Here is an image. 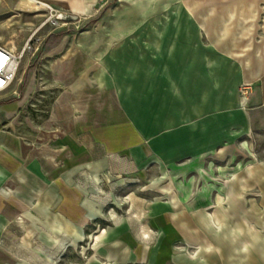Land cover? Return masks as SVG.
<instances>
[{"label":"crops","instance_id":"1","mask_svg":"<svg viewBox=\"0 0 264 264\" xmlns=\"http://www.w3.org/2000/svg\"><path fill=\"white\" fill-rule=\"evenodd\" d=\"M33 1L92 26L74 36L66 55L58 53L63 57L41 74L20 106L0 109V264H57L54 255L85 252L87 244L89 255L77 264H176L166 261L169 245L193 223L183 210H174L164 191L165 173L188 154H212L209 149L222 139L229 143L247 133L246 122L250 131L245 112L239 124L230 113L256 106L264 119V0ZM156 10L167 12L169 20L162 48L152 56L141 35L154 30L150 14ZM157 38L144 44H160ZM154 59L167 72L172 61L185 62L182 69L177 65L179 75L192 62L189 69L197 76L188 106L162 126L137 121L127 103L132 90H143L137 77L154 75ZM207 76L210 86L202 79ZM213 77L229 82L215 86ZM245 83L255 95L242 105L236 86ZM52 85L64 92L47 115L18 122L33 91ZM208 89L224 96L208 105L214 98H206ZM205 108L216 113L206 119ZM238 126L243 128L236 133ZM154 169L159 175L139 190L142 177ZM202 234L195 236L203 240ZM177 264L261 263L220 246L214 260Z\"/></svg>","mask_w":264,"mask_h":264},{"label":"rangeland","instance_id":"2","mask_svg":"<svg viewBox=\"0 0 264 264\" xmlns=\"http://www.w3.org/2000/svg\"><path fill=\"white\" fill-rule=\"evenodd\" d=\"M18 1L23 3L24 0H0V45L20 49L32 30L36 31L38 44L35 54H29L21 61L8 91V93L13 94L0 97V109L3 106L13 104L20 106L25 93L31 87L38 85L37 81L41 80L39 78L41 74L52 63L57 62V59L63 57L58 56V53L64 51V55H66L68 50L65 51V49L70 47L74 36H78L81 31L92 26L89 23H79L80 18L74 15L76 20L72 19L65 24L53 26L50 23H45L40 27L46 20V15L42 12L44 10L33 14L15 11L14 3ZM111 5L112 3L108 5V10ZM38 6L44 8V6L36 3L35 7ZM150 16L151 22H156L157 25L154 30L151 28L144 30L141 36H143L142 46L152 54L154 49L162 48V33L166 30L169 15L162 10L160 12L156 10L151 12ZM96 33L102 35L101 31L99 33L96 30ZM170 33L172 36L178 37L177 29H171ZM153 36L160 38L155 40H158L160 44L145 45L144 42L149 37L152 39ZM65 37L69 39L63 43ZM171 47L172 45H169V48ZM141 48L140 46L141 53H144ZM72 52L70 56H72ZM184 63L178 60L172 61L170 71L167 72L168 70H161L162 62L154 59V75L148 77L147 80L140 76L137 77L136 83L138 87L142 86L143 90L138 89V92L132 90L127 101L129 109L137 121L158 122L161 126L162 123L167 125L172 122L177 113L183 110V107L188 106V101L194 92L197 76L194 75V71L189 69L193 64L189 61L186 62L188 64L186 71L183 70V73L179 75L177 65L180 64L182 69ZM202 79L205 81V85H211L210 76ZM225 79L213 77V85L216 86ZM230 85L232 86V83ZM252 88V85L249 86L246 83L236 86V94L239 96L242 105L247 103L249 97L255 95ZM41 90L33 91L34 93L29 100L30 103L20 108L21 113L17 115L19 116L18 122H26L27 119L37 122L44 118L49 111L50 103L64 92L60 87L54 85L51 89ZM219 93L211 94L209 89L206 90L204 93L206 98L214 97L209 98L207 104L210 105L213 101L224 96L222 92ZM228 99L230 100L231 97ZM235 108L238 109L239 107L236 106ZM204 110H208L205 115L206 119L216 113L213 108H205ZM244 110L230 113L228 118H232L236 124H239L242 118L247 115L251 122L249 132L247 122L245 124V131L248 134L241 131L229 143L222 139L209 149L210 151L213 150L212 154L210 152L197 157L195 156L199 152L188 154L182 157L177 165L170 164L171 168L166 170L164 191L169 196L174 210H183L193 223L186 236L183 234L178 236L177 241L171 242L172 245H169L170 252L166 258L167 262H175L176 264L180 262L201 263L214 260L217 258L221 246L227 253H235L237 250H241L257 260L258 263L264 264V119L260 118L259 109L256 106L244 107ZM6 115L9 116L10 114L7 113ZM36 115L38 120L34 119ZM18 122H15L17 129ZM235 126L232 125L231 128ZM240 128L243 127L238 126L235 132L238 133ZM226 132L229 135V131L226 130ZM158 175L157 169L146 173L144 178L142 177L143 185H145L139 190L148 189L149 186L146 184L150 183L152 179L155 180ZM182 197H186L183 202ZM176 215L172 211V219ZM241 226H244V229ZM200 231L203 233V240H201L202 238L198 240L195 236ZM187 237H192L190 239L192 242L188 243ZM205 237L217 246L207 245L206 240H204ZM156 238L153 239L156 240ZM195 240H197L198 247ZM85 248V252L83 248H79L74 253H65L64 251L56 254L53 256L54 262L57 264L80 263L89 255L88 244ZM141 259L139 258V260Z\"/></svg>","mask_w":264,"mask_h":264},{"label":"built area","instance_id":"3","mask_svg":"<svg viewBox=\"0 0 264 264\" xmlns=\"http://www.w3.org/2000/svg\"><path fill=\"white\" fill-rule=\"evenodd\" d=\"M43 6L45 8L43 12L46 15V20L40 27L45 23L58 26L70 22L72 19L76 20V17L72 14L57 11L49 5ZM37 44L36 31L32 30L20 49L0 45V95L6 94L9 91L21 61L25 56L35 54Z\"/></svg>","mask_w":264,"mask_h":264},{"label":"bare ground","instance_id":"4","mask_svg":"<svg viewBox=\"0 0 264 264\" xmlns=\"http://www.w3.org/2000/svg\"><path fill=\"white\" fill-rule=\"evenodd\" d=\"M36 6V3H35V1H33V0H24L23 1V3H20V1H18V2H16V3H14V10L15 11H21V12H30V14H33V13H38L39 11H41V10H44L45 11V9L44 8H42V7H35ZM43 12V11H42ZM11 43V42H10ZM9 45V44H8ZM230 207V206H229ZM232 215H234V214H232ZM230 216V215H229ZM228 216V217H229ZM244 222H246V221H244ZM241 224V223H240ZM242 227V229H244V226H241ZM240 227V228H241ZM239 228V229H240ZM241 229V230H242ZM201 230H202V228H201ZM203 231V230H202ZM147 235V234H146ZM145 238V237H144ZM197 238V237H196ZM214 244V243H213ZM215 245V244H214ZM216 246V245H215Z\"/></svg>","mask_w":264,"mask_h":264}]
</instances>
